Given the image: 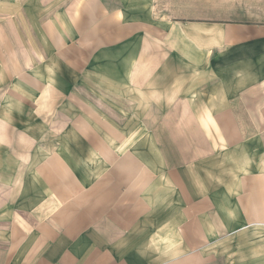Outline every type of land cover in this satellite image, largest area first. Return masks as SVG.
Instances as JSON below:
<instances>
[{"label":"crops","instance_id":"crops-1","mask_svg":"<svg viewBox=\"0 0 264 264\" xmlns=\"http://www.w3.org/2000/svg\"><path fill=\"white\" fill-rule=\"evenodd\" d=\"M22 1L0 0V264H264V24Z\"/></svg>","mask_w":264,"mask_h":264},{"label":"rangeland","instance_id":"rangeland-1","mask_svg":"<svg viewBox=\"0 0 264 264\" xmlns=\"http://www.w3.org/2000/svg\"><path fill=\"white\" fill-rule=\"evenodd\" d=\"M21 1V0H20ZM23 0L22 2H26ZM161 15L222 24H264V0H161ZM183 6L187 9L167 10Z\"/></svg>","mask_w":264,"mask_h":264}]
</instances>
